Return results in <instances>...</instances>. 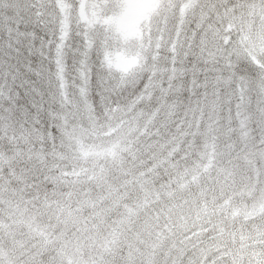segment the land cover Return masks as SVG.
<instances>
[{"label": "snow or ice", "instance_id": "1", "mask_svg": "<svg viewBox=\"0 0 264 264\" xmlns=\"http://www.w3.org/2000/svg\"><path fill=\"white\" fill-rule=\"evenodd\" d=\"M136 7L0 0V141L54 147L90 103L157 92L193 114L254 101L264 124V0H178L138 27ZM260 256L221 264H264Z\"/></svg>", "mask_w": 264, "mask_h": 264}, {"label": "trees", "instance_id": "2", "mask_svg": "<svg viewBox=\"0 0 264 264\" xmlns=\"http://www.w3.org/2000/svg\"><path fill=\"white\" fill-rule=\"evenodd\" d=\"M261 128L254 101L239 112L235 105L229 112L227 103H216L201 105L193 114L157 92L121 97L106 106L90 103L54 147L0 141V255L7 253L16 264H45L52 253L45 250L46 242L53 247L62 239L76 246L79 240L95 241L96 249L106 225L118 220L119 244L94 264H139L146 250L139 230L154 210L176 207L198 191L221 197L227 188L233 190L234 181L241 190L251 183L246 158L262 147L255 140ZM78 137L85 143L82 155L74 144ZM180 180L187 185L175 186ZM132 212L133 220L124 222L122 216ZM204 243L185 245L180 252L163 246L161 264H201L198 256L188 257ZM18 245L19 250L11 248ZM215 258L210 264L231 257L223 252Z\"/></svg>", "mask_w": 264, "mask_h": 264}, {"label": "rangeland", "instance_id": "3", "mask_svg": "<svg viewBox=\"0 0 264 264\" xmlns=\"http://www.w3.org/2000/svg\"><path fill=\"white\" fill-rule=\"evenodd\" d=\"M163 0H131L132 3L139 5L132 10V15L136 19V26L143 23L147 25L155 23L164 15L171 12L175 5L174 0H165L163 4V13L161 15V2ZM187 7L182 6L181 10ZM206 127L210 126L209 122L205 123ZM257 138V139H256ZM255 140L259 139L258 144L262 147L258 148L257 156L250 155L246 158V165L251 168L253 176L251 183L241 190L239 182H232V188H227L226 194L221 197H208L206 192L198 191L196 197H191L189 201L182 202L176 207L168 206L164 210L161 207L154 210L151 216L144 223V227L139 230L143 233L146 240L144 251L145 258L141 259L139 264H161L159 258L161 249L166 246L167 250L176 247L180 252L185 245H191L194 248L201 241L205 243L196 248L188 258L198 256L201 264H210L216 255L227 252L231 258L246 259L248 255H252L254 259H260V254L264 252L261 244L264 243V187L260 188L259 177L264 182V129H260ZM74 144L78 153L83 154L85 143L83 138H76ZM83 149V151H82ZM208 161H211V150L205 151ZM74 158L76 154L73 152ZM254 160V162H252ZM229 174H231L229 172ZM228 174V175H229ZM257 174H260L258 177ZM187 183L180 180L176 181L175 186H185ZM201 185V184H200ZM176 188V187H175ZM204 189L203 187L201 190ZM216 200L221 202L214 203ZM106 215V214H105ZM105 215L102 222L105 221ZM124 222L133 220V212L122 216ZM173 224L175 230L173 234L171 229ZM249 224L250 227L246 228ZM128 227L129 223L124 224ZM122 224L118 220L106 225L105 233H101V242L95 249L94 242H83L81 240L68 242L60 240L55 246H51L50 242H46L45 250L49 252V257L45 260V264H50L55 260L58 264H94L101 258L103 252L109 247H115L119 244L118 236L121 234ZM138 231V232H139ZM3 236V234H1ZM244 241L243 246L237 247L238 242ZM253 246V249L250 247ZM22 247L11 246L12 249ZM50 249V250H49ZM87 249L89 254H84L82 250ZM111 249V248H110ZM219 250V251H216ZM130 255L134 257L131 253ZM156 258V259H155ZM189 259V260H190ZM130 262L133 260L128 259ZM0 264H16L10 261L7 253L0 255ZM164 264V262H163Z\"/></svg>", "mask_w": 264, "mask_h": 264}]
</instances>
